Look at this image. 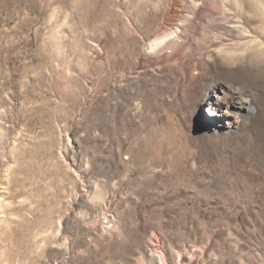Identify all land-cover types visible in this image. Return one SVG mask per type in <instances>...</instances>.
Listing matches in <instances>:
<instances>
[{
  "label": "rangeland",
  "instance_id": "rangeland-1",
  "mask_svg": "<svg viewBox=\"0 0 264 264\" xmlns=\"http://www.w3.org/2000/svg\"><path fill=\"white\" fill-rule=\"evenodd\" d=\"M0 264H264V0H0Z\"/></svg>",
  "mask_w": 264,
  "mask_h": 264
},
{
  "label": "bare ground",
  "instance_id": "bare-ground-1",
  "mask_svg": "<svg viewBox=\"0 0 264 264\" xmlns=\"http://www.w3.org/2000/svg\"><path fill=\"white\" fill-rule=\"evenodd\" d=\"M254 100L255 95L246 94L239 88L223 84L212 93L211 98L208 100V107L218 108L228 115L234 116L239 109H251Z\"/></svg>",
  "mask_w": 264,
  "mask_h": 264
}]
</instances>
